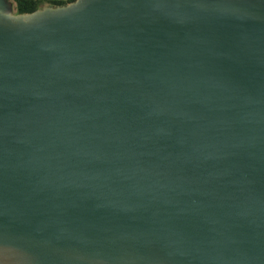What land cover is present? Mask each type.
Listing matches in <instances>:
<instances>
[{"label":"water","instance_id":"obj_1","mask_svg":"<svg viewBox=\"0 0 264 264\" xmlns=\"http://www.w3.org/2000/svg\"><path fill=\"white\" fill-rule=\"evenodd\" d=\"M0 264H264V0H0Z\"/></svg>","mask_w":264,"mask_h":264},{"label":"trees","instance_id":"obj_2","mask_svg":"<svg viewBox=\"0 0 264 264\" xmlns=\"http://www.w3.org/2000/svg\"><path fill=\"white\" fill-rule=\"evenodd\" d=\"M14 3V8L17 12H32L44 5H63L70 1L65 0H12Z\"/></svg>","mask_w":264,"mask_h":264},{"label":"crops","instance_id":"obj_3","mask_svg":"<svg viewBox=\"0 0 264 264\" xmlns=\"http://www.w3.org/2000/svg\"><path fill=\"white\" fill-rule=\"evenodd\" d=\"M65 1H70V0H65Z\"/></svg>","mask_w":264,"mask_h":264}]
</instances>
